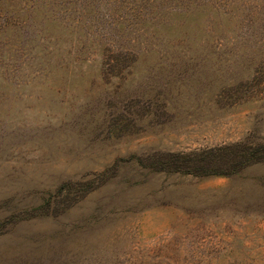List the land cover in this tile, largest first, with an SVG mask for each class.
<instances>
[{"label":"rangeland","instance_id":"374dc122","mask_svg":"<svg viewBox=\"0 0 264 264\" xmlns=\"http://www.w3.org/2000/svg\"><path fill=\"white\" fill-rule=\"evenodd\" d=\"M0 264H264V0H0Z\"/></svg>","mask_w":264,"mask_h":264}]
</instances>
